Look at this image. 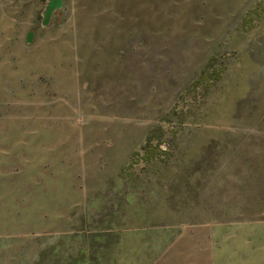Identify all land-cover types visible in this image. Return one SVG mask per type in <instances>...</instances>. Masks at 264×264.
<instances>
[{
	"label": "rangeland",
	"instance_id": "rangeland-1",
	"mask_svg": "<svg viewBox=\"0 0 264 264\" xmlns=\"http://www.w3.org/2000/svg\"><path fill=\"white\" fill-rule=\"evenodd\" d=\"M0 0V264H264V0Z\"/></svg>",
	"mask_w": 264,
	"mask_h": 264
},
{
	"label": "water",
	"instance_id": "water-1",
	"mask_svg": "<svg viewBox=\"0 0 264 264\" xmlns=\"http://www.w3.org/2000/svg\"><path fill=\"white\" fill-rule=\"evenodd\" d=\"M61 2L62 0H49L45 14V21L49 18L53 11L61 6Z\"/></svg>",
	"mask_w": 264,
	"mask_h": 264
},
{
	"label": "crops",
	"instance_id": "crops-1",
	"mask_svg": "<svg viewBox=\"0 0 264 264\" xmlns=\"http://www.w3.org/2000/svg\"><path fill=\"white\" fill-rule=\"evenodd\" d=\"M62 3V2H61ZM48 20L45 21V23H47Z\"/></svg>",
	"mask_w": 264,
	"mask_h": 264
},
{
	"label": "trees",
	"instance_id": "trees-1",
	"mask_svg": "<svg viewBox=\"0 0 264 264\" xmlns=\"http://www.w3.org/2000/svg\"><path fill=\"white\" fill-rule=\"evenodd\" d=\"M48 20V19H47Z\"/></svg>",
	"mask_w": 264,
	"mask_h": 264
}]
</instances>
